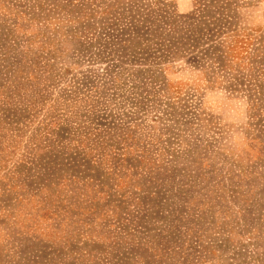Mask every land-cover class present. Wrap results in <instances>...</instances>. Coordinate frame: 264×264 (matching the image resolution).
<instances>
[{
	"label": "rangeland",
	"instance_id": "374dc122",
	"mask_svg": "<svg viewBox=\"0 0 264 264\" xmlns=\"http://www.w3.org/2000/svg\"><path fill=\"white\" fill-rule=\"evenodd\" d=\"M0 264H264V0H0Z\"/></svg>",
	"mask_w": 264,
	"mask_h": 264
}]
</instances>
